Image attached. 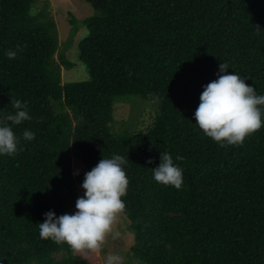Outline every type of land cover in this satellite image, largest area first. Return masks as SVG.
<instances>
[{
	"label": "trees",
	"instance_id": "1",
	"mask_svg": "<svg viewBox=\"0 0 264 264\" xmlns=\"http://www.w3.org/2000/svg\"><path fill=\"white\" fill-rule=\"evenodd\" d=\"M85 1L97 14H70L61 44L45 4L0 0V114L19 99L31 116L13 129L17 152L0 156V264H89L35 224L75 209V164L86 172L112 154L127 161L122 213L138 264H264V126L221 146L193 117L221 61L264 94V0ZM84 29L78 58L90 78L64 83ZM139 96L156 103L152 125L113 131L115 104ZM160 151L183 169L180 189L153 180Z\"/></svg>",
	"mask_w": 264,
	"mask_h": 264
},
{
	"label": "clouds",
	"instance_id": "2",
	"mask_svg": "<svg viewBox=\"0 0 264 264\" xmlns=\"http://www.w3.org/2000/svg\"><path fill=\"white\" fill-rule=\"evenodd\" d=\"M5 55L14 58L17 52L8 50ZM228 69L229 64L221 61L216 79L203 86L193 114L197 127L221 146L242 144L247 136L264 126V94H258L246 83L245 77ZM11 105L13 111L0 114V156L17 152L20 137L13 129L31 119L26 101L11 100ZM22 138L31 141L35 133L24 129ZM181 159L183 157H176V160ZM126 162L119 154H112L110 158L102 156L84 173L80 185L83 195L77 197L75 211L59 216L51 210L44 213L43 221L35 224L39 237L57 244L65 243L75 253H99L117 215L126 206L122 199L128 186ZM151 170L154 181L176 189L182 187L183 169L169 152L160 151V162ZM102 258L103 264H123V257L116 253H103Z\"/></svg>",
	"mask_w": 264,
	"mask_h": 264
},
{
	"label": "rangeland",
	"instance_id": "3",
	"mask_svg": "<svg viewBox=\"0 0 264 264\" xmlns=\"http://www.w3.org/2000/svg\"><path fill=\"white\" fill-rule=\"evenodd\" d=\"M38 3L47 6L50 16L56 22L61 44L66 43L70 36L72 29L70 14L80 21L97 14V10L85 0H38ZM85 34L84 29L75 37L73 48L66 53L68 59L76 63V65L72 69L62 67V80L64 83L85 81L90 78L87 65L79 61L78 58V43L85 37ZM56 60L60 63L58 54L56 55ZM129 100L115 104L114 119L111 124L113 131L117 132L127 128L131 132H146L156 116L155 101L152 99H140V96L130 97ZM131 101L132 104H130ZM74 170L77 180L83 178L85 170L80 165L75 164ZM80 185L81 183L78 185L79 195L83 194ZM73 211L75 209L71 210L70 214ZM129 224L128 218L122 212L119 213L112 225L111 232L106 235L103 241L101 251L99 253L90 251L75 253L78 263L85 261L89 264H103V253L112 252L123 257V264H127V262H129L128 264H138L130 251L135 243V237L128 231ZM57 257L59 259L63 258L60 255Z\"/></svg>",
	"mask_w": 264,
	"mask_h": 264
}]
</instances>
